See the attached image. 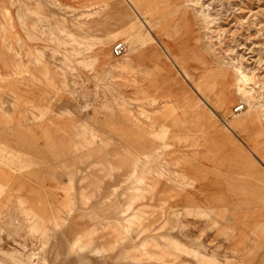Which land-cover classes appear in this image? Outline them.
Listing matches in <instances>:
<instances>
[{"label":"rangeland","instance_id":"rangeland-1","mask_svg":"<svg viewBox=\"0 0 264 264\" xmlns=\"http://www.w3.org/2000/svg\"><path fill=\"white\" fill-rule=\"evenodd\" d=\"M165 262L264 264V0H0V264Z\"/></svg>","mask_w":264,"mask_h":264},{"label":"bare ground","instance_id":"bare-ground-1","mask_svg":"<svg viewBox=\"0 0 264 264\" xmlns=\"http://www.w3.org/2000/svg\"><path fill=\"white\" fill-rule=\"evenodd\" d=\"M242 78L244 79V81L250 80L246 75H244L243 73H241ZM243 82V81H242ZM240 84V83H239ZM243 85V84H242ZM238 90L245 96H247L248 98H254V95L251 91H248L247 88L241 87L239 86Z\"/></svg>","mask_w":264,"mask_h":264},{"label":"built area","instance_id":"built-area-1","mask_svg":"<svg viewBox=\"0 0 264 264\" xmlns=\"http://www.w3.org/2000/svg\"><path fill=\"white\" fill-rule=\"evenodd\" d=\"M125 49V44L123 42H119L114 46L113 52L116 56H120L124 53Z\"/></svg>","mask_w":264,"mask_h":264},{"label":"crops","instance_id":"crops-1","mask_svg":"<svg viewBox=\"0 0 264 264\" xmlns=\"http://www.w3.org/2000/svg\"><path fill=\"white\" fill-rule=\"evenodd\" d=\"M147 264H170V263L165 262V263H147ZM173 264H187V263L183 262V263H173Z\"/></svg>","mask_w":264,"mask_h":264}]
</instances>
